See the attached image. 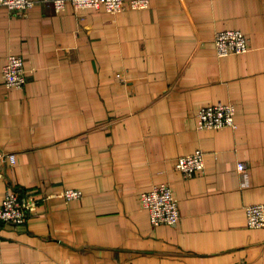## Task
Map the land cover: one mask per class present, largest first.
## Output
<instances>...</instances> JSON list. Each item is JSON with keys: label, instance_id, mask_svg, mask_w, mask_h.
Instances as JSON below:
<instances>
[{"label": "crops", "instance_id": "1", "mask_svg": "<svg viewBox=\"0 0 264 264\" xmlns=\"http://www.w3.org/2000/svg\"><path fill=\"white\" fill-rule=\"evenodd\" d=\"M225 30L251 50L219 58ZM10 54L25 58L23 89L4 84ZM229 102L236 128H198L200 107ZM199 149L205 172L186 178L176 159ZM0 151L16 155L0 204L9 190L37 202L25 224L0 221L2 264H264V228L246 214L264 204V0L1 8ZM161 183L177 225L154 226L142 207Z\"/></svg>", "mask_w": 264, "mask_h": 264}, {"label": "built area", "instance_id": "2", "mask_svg": "<svg viewBox=\"0 0 264 264\" xmlns=\"http://www.w3.org/2000/svg\"><path fill=\"white\" fill-rule=\"evenodd\" d=\"M37 4H51L57 12L65 10L68 4L75 9H101L111 14H119L126 9L145 10L150 7L151 0H0V9L6 8L15 14H24ZM215 47L219 58L232 54H245L251 50L247 36L240 30L220 31L215 36ZM4 84L9 89L25 88L28 77L25 58L10 54L2 70ZM236 106L233 103H218L202 106L197 110L198 128L203 130H218L236 128ZM16 163V155L0 151V179L4 176L5 165ZM175 167L186 178H191L205 172V152L201 149L195 153L180 156L176 159ZM239 170H245L243 163L238 165ZM32 192L22 193L17 190L7 191L0 204V221L14 225L25 224L28 213L37 205L36 196ZM82 190L66 189L63 197L66 200L81 199ZM142 207L149 212L154 226L177 225L181 220L178 199L169 183L153 186L140 194ZM247 223L250 228H264V204H251L246 207ZM3 258L0 251V264Z\"/></svg>", "mask_w": 264, "mask_h": 264}]
</instances>
